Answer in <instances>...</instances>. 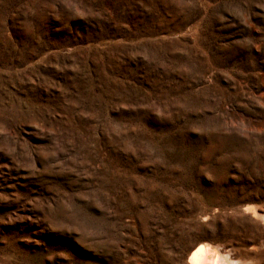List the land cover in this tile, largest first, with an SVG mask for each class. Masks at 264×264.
Returning <instances> with one entry per match:
<instances>
[{
	"label": "rangeland",
	"instance_id": "rangeland-1",
	"mask_svg": "<svg viewBox=\"0 0 264 264\" xmlns=\"http://www.w3.org/2000/svg\"><path fill=\"white\" fill-rule=\"evenodd\" d=\"M252 207L264 0H0V264H264Z\"/></svg>",
	"mask_w": 264,
	"mask_h": 264
},
{
	"label": "bare ground",
	"instance_id": "bare-ground-1",
	"mask_svg": "<svg viewBox=\"0 0 264 264\" xmlns=\"http://www.w3.org/2000/svg\"><path fill=\"white\" fill-rule=\"evenodd\" d=\"M247 211L253 219L264 222L263 208L252 207ZM262 248V244H251L249 250L258 251ZM250 260L249 254L230 252L224 248L202 244L189 254L187 262L188 264H251Z\"/></svg>",
	"mask_w": 264,
	"mask_h": 264
}]
</instances>
